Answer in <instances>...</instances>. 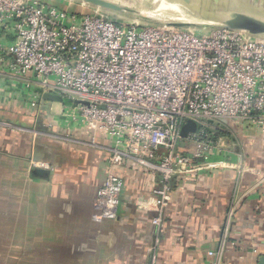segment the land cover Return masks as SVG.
Returning <instances> with one entry per match:
<instances>
[{
	"label": "built area",
	"instance_id": "obj_1",
	"mask_svg": "<svg viewBox=\"0 0 264 264\" xmlns=\"http://www.w3.org/2000/svg\"><path fill=\"white\" fill-rule=\"evenodd\" d=\"M0 68L67 100L62 112L75 133L64 140L103 153L97 221L117 218L124 187L118 170L157 178L147 209L158 228L174 182L232 168L215 135L264 137V40L243 32L196 35L42 0H0ZM189 121L197 129L182 138Z\"/></svg>",
	"mask_w": 264,
	"mask_h": 264
},
{
	"label": "crops",
	"instance_id": "obj_2",
	"mask_svg": "<svg viewBox=\"0 0 264 264\" xmlns=\"http://www.w3.org/2000/svg\"><path fill=\"white\" fill-rule=\"evenodd\" d=\"M248 3L264 15V0H246L242 8ZM166 19L194 21L172 12ZM45 95L0 68V159L4 156L20 174L24 168L29 203L42 205L41 220L57 235L43 243L59 246L58 259L149 264L154 257L157 264H254L264 258L263 136L233 134L238 138L231 144L233 153L221 158L232 168L174 182L158 228L152 224L155 213L147 209L157 178L118 170L124 187L117 218L97 221L93 201L104 181V155L64 140L75 132L63 115V103ZM63 246L73 247L65 251L70 255H61Z\"/></svg>",
	"mask_w": 264,
	"mask_h": 264
},
{
	"label": "rangeland",
	"instance_id": "obj_3",
	"mask_svg": "<svg viewBox=\"0 0 264 264\" xmlns=\"http://www.w3.org/2000/svg\"><path fill=\"white\" fill-rule=\"evenodd\" d=\"M42 1L64 10L67 9L72 13L92 14L95 12L94 9L83 6L81 1ZM110 1L118 2L129 8L148 7L145 3L148 0ZM156 1V9H159L161 7L159 0ZM246 6L248 9L251 8L250 4ZM190 13L184 12L182 16H190ZM226 132L215 136L216 138L221 137L217 142L219 146L225 148V152L233 153L231 144L235 143L238 138L233 133ZM223 134L224 136H221ZM5 159L4 156L0 159V264H112L111 260H108V263L106 261L93 263L81 260L74 261L68 258H59V260V246H45L43 243L45 239H51L57 235L53 230H50L47 221L41 220L42 205L36 206L34 203H29L26 187L24 189L21 177L24 168L21 174L16 170H11L12 164L6 163ZM69 248L72 249L73 247H66L61 253L63 257L70 255L65 253L66 249Z\"/></svg>",
	"mask_w": 264,
	"mask_h": 264
},
{
	"label": "water",
	"instance_id": "obj_4",
	"mask_svg": "<svg viewBox=\"0 0 264 264\" xmlns=\"http://www.w3.org/2000/svg\"><path fill=\"white\" fill-rule=\"evenodd\" d=\"M76 1H81L83 6L94 9V13L105 15L115 22L181 29L196 35L216 30H230L243 32L249 37L264 40V15L248 9V7L243 9L246 0H159L161 6L159 9H156V0H145L148 7L138 6L136 8L125 7L110 0ZM170 12L178 16H182L184 12H191V17H186H190L198 23L167 20L166 15ZM153 16H159L161 19H154ZM45 98L52 102H67L57 95L46 94ZM196 129V123L187 122L181 130V137L186 138L189 133H195ZM259 264H264V258L260 259Z\"/></svg>",
	"mask_w": 264,
	"mask_h": 264
},
{
	"label": "bare ground",
	"instance_id": "obj_5",
	"mask_svg": "<svg viewBox=\"0 0 264 264\" xmlns=\"http://www.w3.org/2000/svg\"><path fill=\"white\" fill-rule=\"evenodd\" d=\"M154 19H156V18H154ZM174 21V20H173ZM177 21H182V22H194V21H189V20H184V19H177ZM194 23H196V22H194ZM198 23V22H197Z\"/></svg>",
	"mask_w": 264,
	"mask_h": 264
},
{
	"label": "trees",
	"instance_id": "obj_6",
	"mask_svg": "<svg viewBox=\"0 0 264 264\" xmlns=\"http://www.w3.org/2000/svg\"><path fill=\"white\" fill-rule=\"evenodd\" d=\"M224 135V134H223ZM216 139V138H215Z\"/></svg>",
	"mask_w": 264,
	"mask_h": 264
}]
</instances>
